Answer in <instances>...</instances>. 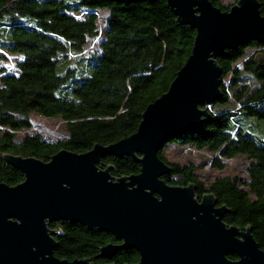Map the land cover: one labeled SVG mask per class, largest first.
Masks as SVG:
<instances>
[{
  "label": "trees",
  "instance_id": "1",
  "mask_svg": "<svg viewBox=\"0 0 264 264\" xmlns=\"http://www.w3.org/2000/svg\"><path fill=\"white\" fill-rule=\"evenodd\" d=\"M211 2L223 11L230 8L222 0ZM259 4L264 16V0ZM155 11L169 17L166 33L172 44L163 61L151 53L144 32L156 29ZM176 20L166 0L130 5L114 0H0V65L9 55L17 56L14 69L0 66V183L14 187L25 181L5 160L7 155L49 162L62 150L84 154L95 145L135 134L146 108L168 92L191 55L197 33ZM135 25L144 30L136 31ZM248 48H254L249 56ZM216 61L223 71L222 98L210 107L201 127L174 135L160 149L159 158L171 167L163 179L170 186L194 185L200 199L213 195L219 206L228 208L225 222L251 229L264 250V45L252 42ZM131 98L130 109L120 112ZM33 115L61 119L66 136H21L19 132L32 127ZM170 144L209 153L212 158L206 163L213 169H224V159L244 157L249 162L247 178L224 176L206 182L194 162L167 160L164 149ZM100 168L109 169L114 179L141 171L131 157H108ZM49 228L57 258L95 264L140 261L134 249L120 250L110 262L99 258L102 247L120 242L97 228L66 221Z\"/></svg>",
  "mask_w": 264,
  "mask_h": 264
},
{
  "label": "water",
  "instance_id": "2",
  "mask_svg": "<svg viewBox=\"0 0 264 264\" xmlns=\"http://www.w3.org/2000/svg\"><path fill=\"white\" fill-rule=\"evenodd\" d=\"M166 1L177 23L197 35L190 57L168 92L146 108L135 134L84 154L62 150L49 162L5 156L25 181L14 187L0 183V264H95L55 256L49 225L60 221L113 235L120 243L99 253L109 262L120 250L134 249L140 255L136 264H264V250L251 229L228 225V208L213 195L200 199L194 185L167 184L163 177L171 167L158 156L168 139L201 127L222 98L217 58L252 42L264 45L259 0H238L227 11L211 0ZM108 157H131L141 171L114 179L100 168Z\"/></svg>",
  "mask_w": 264,
  "mask_h": 264
},
{
  "label": "rangeland",
  "instance_id": "3",
  "mask_svg": "<svg viewBox=\"0 0 264 264\" xmlns=\"http://www.w3.org/2000/svg\"><path fill=\"white\" fill-rule=\"evenodd\" d=\"M222 2L225 6H233L238 3V0H222ZM152 14V20L156 29L148 32L144 31L147 34V36L145 37L147 44L151 48V53L156 56L158 61H163L167 54L168 48L172 44L171 36H168L166 33V30H168L169 26V17L161 11H155ZM135 30L137 31L144 29L141 27V25H135ZM162 42H166V45L162 44ZM88 50H90V48H88L87 51ZM247 52L249 56V54H252L254 52V48H248ZM8 57L9 60L1 63L0 66H4L7 69H14V64H16L17 56L9 55ZM130 102H132V98L121 105L120 112L129 110L132 104ZM100 120L103 119L100 118ZM32 123L33 125L39 126L38 129L40 130L59 129L60 139H63L66 136L63 124L64 122L61 119H48L38 115H33ZM164 155L171 163L187 165L191 162H194L200 167V169L198 170L199 176L206 182L214 181V179L224 176H229L232 178L237 177L244 180L247 178L246 169L249 162L244 157H238L228 160L224 159L223 162L225 163V168L220 170L213 169L211 165H209V163H206L212 158V156L207 152L197 153L195 151V153H193L184 146L170 144L164 149Z\"/></svg>",
  "mask_w": 264,
  "mask_h": 264
},
{
  "label": "built area",
  "instance_id": "4",
  "mask_svg": "<svg viewBox=\"0 0 264 264\" xmlns=\"http://www.w3.org/2000/svg\"><path fill=\"white\" fill-rule=\"evenodd\" d=\"M99 24L102 25L101 20H99ZM39 126L37 125H33L30 129L25 130V131H21L19 132V134L21 136H24L26 134H28V132H39V133H43L44 136L51 138L53 140H59L60 139V134H59V129H47V130H40L38 129Z\"/></svg>",
  "mask_w": 264,
  "mask_h": 264
},
{
  "label": "bare ground",
  "instance_id": "5",
  "mask_svg": "<svg viewBox=\"0 0 264 264\" xmlns=\"http://www.w3.org/2000/svg\"><path fill=\"white\" fill-rule=\"evenodd\" d=\"M28 133H36V132H28ZM195 153V152H194Z\"/></svg>",
  "mask_w": 264,
  "mask_h": 264
}]
</instances>
